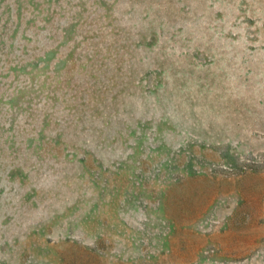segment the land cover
Listing matches in <instances>:
<instances>
[{
    "label": "rangeland",
    "instance_id": "374dc122",
    "mask_svg": "<svg viewBox=\"0 0 264 264\" xmlns=\"http://www.w3.org/2000/svg\"><path fill=\"white\" fill-rule=\"evenodd\" d=\"M0 264H264V0H0Z\"/></svg>",
    "mask_w": 264,
    "mask_h": 264
}]
</instances>
